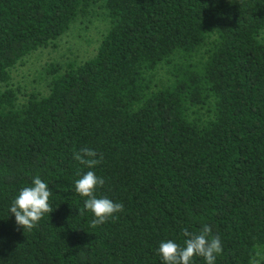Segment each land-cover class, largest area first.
I'll use <instances>...</instances> for the list:
<instances>
[{"label": "trees", "instance_id": "1", "mask_svg": "<svg viewBox=\"0 0 264 264\" xmlns=\"http://www.w3.org/2000/svg\"><path fill=\"white\" fill-rule=\"evenodd\" d=\"M95 6L92 59L21 106L0 89V264H161L204 225L216 264H264V0H0V85ZM85 147L124 206L100 225L74 191ZM34 176L53 212L23 229L8 209Z\"/></svg>", "mask_w": 264, "mask_h": 264}, {"label": "clouds", "instance_id": "2", "mask_svg": "<svg viewBox=\"0 0 264 264\" xmlns=\"http://www.w3.org/2000/svg\"><path fill=\"white\" fill-rule=\"evenodd\" d=\"M97 152L91 148H81L74 153V159L89 170L78 173L74 181V191L84 197L83 207L94 217L93 225L106 222L109 217L123 211V204L105 195H98V189L105 183L102 176L93 170L99 163ZM52 190L40 176H34L31 184L18 190L9 206V213L14 214L16 224L23 229L34 227L46 213L53 210L50 205ZM211 229L204 225L199 234H193L187 228L182 230L185 237L183 244L167 239L159 243L156 252L161 264H194L195 257H203L204 264H216L217 256L222 253L221 240L218 236H210Z\"/></svg>", "mask_w": 264, "mask_h": 264}, {"label": "rangeland", "instance_id": "3", "mask_svg": "<svg viewBox=\"0 0 264 264\" xmlns=\"http://www.w3.org/2000/svg\"><path fill=\"white\" fill-rule=\"evenodd\" d=\"M109 29L104 10L95 6L92 11L80 17L60 39L41 48L18 62L10 71L8 85L16 90L18 104H25L31 95L45 96L52 80V68L67 69L92 59Z\"/></svg>", "mask_w": 264, "mask_h": 264}]
</instances>
